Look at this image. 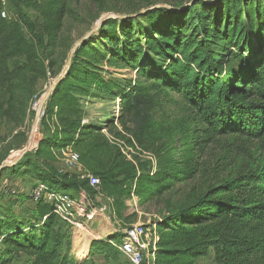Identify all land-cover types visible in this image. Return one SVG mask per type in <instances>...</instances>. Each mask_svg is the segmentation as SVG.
<instances>
[{"label":"trees","instance_id":"obj_1","mask_svg":"<svg viewBox=\"0 0 264 264\" xmlns=\"http://www.w3.org/2000/svg\"><path fill=\"white\" fill-rule=\"evenodd\" d=\"M91 1L132 14L144 0ZM189 2L174 9L154 7L135 18H108L97 31L99 45L92 38L83 41L46 98L36 148L0 175L10 171L72 196L100 193L112 199L119 217L132 195L139 202L157 197L181 177L171 158L178 145L145 146L149 138L158 140L149 137L154 131L148 111L181 104L185 117L174 121L190 150L199 155L221 143L225 156L246 159L232 177L208 183L154 219V264H196L208 253L216 264H264V0ZM5 3L12 11L0 15V164L14 144L25 141L35 86L52 66L51 58L44 62L50 46L44 35L53 38L56 24L52 19L44 33L25 12L24 0H0V10ZM103 61L128 68L135 79L105 78ZM85 96L119 97L117 120L158 156L156 166L144 161L135 168L109 144L102 132L107 121L83 120L80 99ZM65 147L79 153L84 168L99 179L97 187L51 162L52 150ZM24 200L33 208L17 210L14 200L0 202V264H83L71 254L69 223L44 200ZM122 236L116 231L93 239L89 252L119 253L110 241L118 238L117 244Z\"/></svg>","mask_w":264,"mask_h":264},{"label":"rangeland","instance_id":"obj_2","mask_svg":"<svg viewBox=\"0 0 264 264\" xmlns=\"http://www.w3.org/2000/svg\"><path fill=\"white\" fill-rule=\"evenodd\" d=\"M24 1L26 2V6L24 8L25 12H27L39 30L41 29L45 33L51 27V20L53 19L56 21V24L53 27V29H55V36L48 39L47 34L45 33L44 35L46 44L48 41L50 42V46L46 49V59H44V62L48 65L49 57L52 60V66L48 69L45 78L38 80L32 97L33 100L30 105L32 106L34 102H37L43 109L46 101V99L43 101V98L50 86L67 66L69 54L74 44L96 24L99 18L116 14V12L110 10V7L104 8L101 6L102 4H96V2L91 0ZM189 1L190 0H144L141 2L140 8L138 9L145 8L148 4L174 9V5H188L190 3ZM211 1L213 0H210V2ZM1 9H4L6 14L12 11L11 7L7 3L4 5L2 4ZM97 37L98 33H95L89 38H92V40L99 45L96 42ZM101 65L104 69V72L101 74L105 78H113L114 80H125L130 78L133 80L136 77L135 72L126 67H117L110 65L105 61L101 62ZM80 102L82 105V119L97 123L107 121V125L102 129V132L107 136L109 144L116 146L124 160L132 164L135 168H139L140 163L144 161L147 162L148 165H152V167L156 166L158 156H156L153 151L147 149L148 147L151 148L155 145L159 146L160 142H166L167 145L171 144L176 147L178 145V150L171 158L174 161L173 169L179 171L178 175L181 177L172 181L170 183V188L157 197L154 196L145 200L143 199L144 197H142L141 202H139L137 198L131 197L129 199L132 200V203H137L138 209L142 213L139 215L134 211L132 214L136 217L140 216V220L142 222H145L148 218H152L154 220L156 216L159 217L161 214L166 213L169 206H174L176 203H182L185 200L191 199L208 183L213 184L220 179L232 177L239 164L246 159L245 156L235 155L234 153H229L230 155L225 156L221 143L215 144L214 147L211 145L204 153H200L199 155L190 150L189 146L191 143L186 142V137L182 127L174 121L177 119L180 123V121L185 117L184 108L181 104L166 103L160 108L155 107L154 109L148 111L150 122L152 124L151 127L154 131L152 136L149 137L158 140L157 142L155 141V143H152V139L149 138L148 142L145 144V146H147L145 149L132 137L130 133H127L122 129L120 120H117L122 103L119 97H116L114 101H111L103 96H85L80 99ZM37 115L36 111H33L32 114H30L27 121L25 141L23 143L14 144L13 148L8 152L2 162H4L7 158H11L13 154L19 153V151L25 146L31 131V126ZM38 116H40V114ZM111 118H113V122L112 124H109ZM39 120L40 119H38L37 122L38 139L41 137L38 131ZM128 126L132 125L128 123ZM170 130H172L173 133L171 136L169 135L170 138L168 139L167 133H169ZM117 133L123 137H118ZM127 139L129 142L126 141ZM174 140H176V142H174ZM12 142H14L13 139L9 141V143ZM162 146L163 144L161 147ZM70 149L79 155L77 151L72 148ZM33 150L34 149H30L28 152H32ZM52 151L55 159L51 162L60 170L76 175L78 178H87V175L91 174L84 168L80 162L79 156L78 161L73 164L66 161V148H54ZM251 152L253 153V151ZM15 160L16 159H14V162L16 164L18 160ZM10 167L11 166H9V168ZM190 169H193L192 173L190 175L185 174V172ZM32 182H34L32 178L27 177L25 179H19L16 174L11 173L10 171L4 172V174L0 175V202L6 203L14 200L16 201L15 209L17 210H29L33 208L32 203L24 200L23 193L26 187L29 190V187L33 185ZM11 190H14L15 194H12L10 192ZM80 196L81 195H76V198ZM104 210H106L105 215H107L109 210L105 208ZM133 215H128L125 218L123 216H112L111 214L110 219L111 221H116V226L120 232L125 235V233L131 229V224L134 222L131 220ZM84 220L85 218H79L77 221L83 225L85 232H89L87 226L83 223ZM69 225L71 233L77 236L75 224ZM155 229L158 234L156 226ZM117 239L118 238H114L113 242ZM195 262L196 264H216L212 253H208L206 256L196 259ZM91 264L132 263L120 253L109 255L106 253H98L91 261Z\"/></svg>","mask_w":264,"mask_h":264},{"label":"built area","instance_id":"obj_3","mask_svg":"<svg viewBox=\"0 0 264 264\" xmlns=\"http://www.w3.org/2000/svg\"><path fill=\"white\" fill-rule=\"evenodd\" d=\"M1 17H6L7 14L4 9L0 10ZM42 106L34 102L30 106L31 110L41 115L43 112ZM40 110V111H39ZM118 111V110H117ZM67 152L66 161L73 164L78 161V154L71 151L70 147H65ZM89 185L97 187L99 179L93 175H87ZM15 194L14 190L10 191ZM80 194H84L81 192ZM29 197L33 202L44 200L52 205V212L61 220L69 223H78L79 218H86L88 216V205L84 198L72 196L68 193H59L47 189L42 182H35L30 187L28 192ZM104 208H102L103 210ZM156 219V217L154 218ZM156 223L154 220L145 224H135L131 226L125 235L122 236L119 243L110 241L115 246L118 252L125 256L132 264H154L156 242L158 234L155 229Z\"/></svg>","mask_w":264,"mask_h":264},{"label":"crops","instance_id":"obj_4","mask_svg":"<svg viewBox=\"0 0 264 264\" xmlns=\"http://www.w3.org/2000/svg\"><path fill=\"white\" fill-rule=\"evenodd\" d=\"M18 178L19 179H25L27 177H18ZM34 182H32V184ZM30 187H29V189H30ZM28 192H29V190L26 187L24 192H23L24 197L29 196ZM80 195H81L80 196L81 198L85 199V201L88 205V216L85 218L83 223L87 226V229L89 230V232L86 231L87 232L86 233L84 227H83L84 232H82V233H78L76 230L77 236L72 234V237H71V249H70V251H71V254L78 261L83 262V264H91V261L98 254L95 252H89V246H90L91 240H93V239H104V238H106L107 235H109L113 232H116V231H120V230L116 226V221H111V219H110L111 214H112V216L115 215L114 210L112 209V206H111V202H112L111 198H109V197L105 198L100 193H97L96 195H94L93 198L87 197L85 194H80ZM132 197L137 198L134 195H132ZM97 204H99L100 206ZM125 204H126V208L121 212V216L126 217L128 215H133L132 212H134V211L136 213H138L139 215L142 213L139 211L137 203H134V202L132 203V200H129V199L125 200ZM102 208L109 210V213H107V215H105L106 210H104V209L102 210ZM146 215H148V214H146ZM131 220L134 221L131 225H135V224H142V223L145 224V223L151 222L153 219L148 218L145 222H142L140 220V216L136 217L135 215H133ZM76 224H75V227H76Z\"/></svg>","mask_w":264,"mask_h":264},{"label":"water","instance_id":"obj_5","mask_svg":"<svg viewBox=\"0 0 264 264\" xmlns=\"http://www.w3.org/2000/svg\"><path fill=\"white\" fill-rule=\"evenodd\" d=\"M154 7H164V6H154V5H149L145 8H142L140 9L139 11L135 12V13H132V14H112L110 16H103L101 18H99L96 22V24L88 31L86 32V34L80 38L75 44L74 46L72 47L71 51H70V54H69V59H68V62H67V66L65 67V69L62 71V73L58 76V78L53 82V84L50 86V88L48 89V91L46 92L44 98H43V101L48 97V95L51 93V91L54 89V87L56 86V84L60 81V79L65 75L68 67H69V64H70V61H71V57L75 51V49L83 42L85 41L86 39H88L91 35L97 33L98 29L101 27V25L108 19V18H117V19H122V18H135V17H138L140 15H142L143 13H145L146 11L154 8ZM168 8V7H167ZM170 9V8H169ZM43 115V112L41 113L40 116H36L34 121H33V124L31 126V131H32V128H33V125L34 123L38 122V119L41 118V116ZM31 131H30V134H29V137H28V140H27V143L25 144V146L19 151L18 153V156L16 157V160H18L19 158H21L26 152H28L31 148H29V140H30V137H31ZM38 141L39 139L37 140V143L35 145L34 148L32 149H35L37 144H38ZM15 160V161H16ZM15 164L14 160L11 161L10 158H7L4 162H2L0 164V171L2 168H7L9 166H13Z\"/></svg>","mask_w":264,"mask_h":264},{"label":"bare ground","instance_id":"obj_6","mask_svg":"<svg viewBox=\"0 0 264 264\" xmlns=\"http://www.w3.org/2000/svg\"><path fill=\"white\" fill-rule=\"evenodd\" d=\"M37 140H38V135H37V122H36V123H34L32 131H31V137L29 140V148H31V149L34 148L36 143H37ZM17 156H18V153L13 154L10 159L14 160V159H16ZM75 229L77 230L78 233H82L84 228H83L82 224L77 223Z\"/></svg>","mask_w":264,"mask_h":264}]
</instances>
